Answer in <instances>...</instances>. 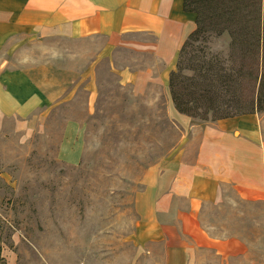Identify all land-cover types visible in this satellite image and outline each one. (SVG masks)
<instances>
[{"label": "rangeland", "instance_id": "374dc122", "mask_svg": "<svg viewBox=\"0 0 264 264\" xmlns=\"http://www.w3.org/2000/svg\"><path fill=\"white\" fill-rule=\"evenodd\" d=\"M227 44L208 47L225 56ZM93 50L19 36L0 49V264H154L134 234L150 217V186L194 135L164 97L132 95L106 62L93 101L83 78ZM244 209L230 225L259 242L263 209L254 223Z\"/></svg>", "mask_w": 264, "mask_h": 264}, {"label": "crops", "instance_id": "0c3cea01", "mask_svg": "<svg viewBox=\"0 0 264 264\" xmlns=\"http://www.w3.org/2000/svg\"><path fill=\"white\" fill-rule=\"evenodd\" d=\"M194 29L195 15L183 11L182 0H0V49L18 36L92 44L83 78L93 101L106 62L132 95L164 97L170 116L191 129L194 138L150 186V217L134 234L137 245L147 246L150 260L264 264V236L253 242L241 236L240 224L230 225L240 223L244 208L252 223L264 212V141L258 114L200 124L179 114L171 101L169 75ZM51 46L55 52L69 51ZM125 53L132 59L121 56Z\"/></svg>", "mask_w": 264, "mask_h": 264}, {"label": "trees", "instance_id": "16d2710c", "mask_svg": "<svg viewBox=\"0 0 264 264\" xmlns=\"http://www.w3.org/2000/svg\"><path fill=\"white\" fill-rule=\"evenodd\" d=\"M195 15L169 75L174 109L203 122L264 112V0H182ZM228 37L227 54L208 47ZM3 261V260H2Z\"/></svg>", "mask_w": 264, "mask_h": 264}]
</instances>
